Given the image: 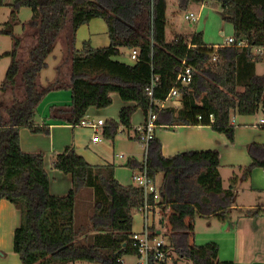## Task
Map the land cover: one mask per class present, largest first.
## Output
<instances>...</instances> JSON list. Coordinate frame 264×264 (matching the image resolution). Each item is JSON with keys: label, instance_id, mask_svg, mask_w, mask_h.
<instances>
[{"label": "trees", "instance_id": "trees-1", "mask_svg": "<svg viewBox=\"0 0 264 264\" xmlns=\"http://www.w3.org/2000/svg\"><path fill=\"white\" fill-rule=\"evenodd\" d=\"M177 1L186 9L190 3L207 0ZM208 1L218 3L222 19L233 24L235 44L214 49L204 41L202 32L189 37L177 34L168 41L167 0H15L11 4L13 20L21 7L32 9L30 22L37 27L39 38L25 66L18 56L20 39H15L13 50L7 53L12 63L2 90H14L21 74L25 94L15 96L6 113L0 104V200H9L20 211L13 248L22 264H124L125 255H138L133 245V221L135 210L144 203L139 186L120 182L113 164H92L68 146L55 155L53 165L70 175L73 185L67 194L55 195L44 153L21 148L22 128L50 133V125L37 124L35 119L40 103L52 90L72 91L69 107L52 109L55 120L77 125L90 108L111 105V94L116 92L124 102L134 103L124 106L119 114V122L128 131L132 115L141 108L146 120L150 112L156 113V128L209 125L230 140H234L236 114L252 115L264 108V74L256 72V64L264 60V0ZM4 5L0 0V9ZM69 18L70 82L60 78L59 67L58 78L42 85L40 73L47 67V58ZM94 18L106 22L110 44L94 47L86 40L78 48V29ZM2 32L13 34L12 23L8 22ZM241 40L246 45H238ZM126 48L131 55L133 50L138 52L133 64L117 59ZM183 63L194 68L189 84L177 81ZM152 84L150 95L147 87ZM174 87L181 105L160 106L158 102L164 101ZM117 130L114 121H106L104 136L113 137ZM249 153L252 162L240 167L243 179L252 176L254 169L264 168V144L252 142ZM147 160L154 180L162 175L161 199L156 204L174 255L172 261L163 264H181L180 260L186 264H234L220 259L218 243L194 242L195 219L225 220L237 196L239 176H233L229 187L224 188L219 151L187 150L165 156L160 139L154 135ZM129 165L137 170L142 162L131 159ZM82 188H92L95 194L88 226L76 224V202ZM262 212L246 211L249 215ZM152 230L154 235L163 233L155 225Z\"/></svg>", "mask_w": 264, "mask_h": 264}, {"label": "crops", "instance_id": "crops-1", "mask_svg": "<svg viewBox=\"0 0 264 264\" xmlns=\"http://www.w3.org/2000/svg\"><path fill=\"white\" fill-rule=\"evenodd\" d=\"M93 23L95 26L94 29H96V26L102 27V23H100L97 18H94L89 23L82 25L85 26V28L90 26V32L86 31V35L82 36L81 41H85L86 39H90V41L93 40V38L90 37V33L92 32L91 25ZM195 32L197 31H194L193 33ZM104 33H106L103 38L104 42L99 43H108L106 44L107 46L110 44V37L106 22L104 25ZM132 60L133 62L131 64H133L136 59ZM70 77V67L64 73L61 71L60 78L65 83L70 82ZM40 82L44 85L41 80ZM59 94L62 93L60 91H54V93H49L44 97L38 107L35 119L37 124L50 125V133H33L28 128H22L20 130V144L21 148L25 152L44 153L46 169L49 172L50 177L52 174V192L55 195L61 196L67 194L72 188V177L56 169L53 165V160L55 155L63 152L66 147H74L80 155L92 164H112V162L107 160L105 157L106 150L110 147L111 142L109 138L104 136V127L100 126L97 132L96 129L92 127L73 125L52 118V109L54 107L70 106V104L68 106L61 104ZM111 96L114 101L118 98L117 96H119V94L114 92ZM120 102L121 108L119 110V114L124 106L134 105L133 102H124L121 98ZM49 108L51 112H49ZM99 111L100 109L92 107L86 114V117L91 120H98L99 118H102L97 115V112ZM256 114H236L233 117V123L235 124L234 140H230L226 134L215 131L209 125H176L172 128L164 127L167 129L162 131H157L158 127L155 132V135L161 141L162 152L165 156H172L187 150H218L220 153L221 164L220 173L223 179L224 188L229 187L233 176H239L237 196L228 218L220 220L217 217H197L204 218L207 222V226H209V229L212 227L214 221L221 223V227L211 232H201L197 230V218L194 222L196 229L194 242L197 244L199 238L203 239L201 244H205L206 241H216L220 248V259L232 260L234 264H264V213L262 212L263 214L260 213L256 215H249L246 213L248 210H264V168L258 167L254 169L252 176L248 179H243L241 177L242 170L240 169V167H246L252 162V158L249 153V145L252 142L264 144V122L261 121L264 117L256 119ZM145 121L146 118L144 113H142L141 119H138L137 122L132 118V128L128 131L130 138H136V128ZM96 135H99L100 137L98 141H94L93 139ZM115 158L125 159L127 162L131 160V158L124 152L115 153L113 159L115 160ZM121 166L126 165L122 164ZM120 171L121 169L119 168L116 175L120 182L126 185L135 184L133 176L137 170L133 169L132 171L131 178L133 182L122 181V173ZM161 180L162 175L159 174L156 177V183L158 186H160ZM226 181L227 185L225 184ZM88 191L89 190L82 188L78 194L77 199L82 194L81 199H83V205L84 201L88 203L93 201L92 197H88L91 192ZM20 219V211L14 206V204L7 199H1L0 264H4L8 261H12L13 264H22L18 253H16L13 248L14 230L20 224ZM153 223L156 228L161 229L162 231L166 228V224L162 225L160 223V219L158 220L157 218H154ZM142 224L139 231H141L144 226Z\"/></svg>", "mask_w": 264, "mask_h": 264}, {"label": "rangeland", "instance_id": "rangeland-1", "mask_svg": "<svg viewBox=\"0 0 264 264\" xmlns=\"http://www.w3.org/2000/svg\"><path fill=\"white\" fill-rule=\"evenodd\" d=\"M5 5L2 6L0 9V104L2 110L5 112L6 106L10 105L13 102L15 96H20L25 94V87L23 86V81L21 74L17 77V85L14 90H9L8 92H4L2 90V86L5 84L7 71L12 63V57L7 55L8 52L12 51L15 45V39H20V46H19V59L23 61V65L25 66L28 63L30 58L31 49L38 43V30L37 27L33 26L30 22L33 11L30 7L23 6L21 7L20 11L18 12V16L16 20H13L11 17L12 7L11 4L15 2V0H4ZM221 7L218 3L206 1L203 3H190L186 9H182L178 5L177 0H167V17H168V24L166 28V37L168 41L174 39L177 34H182L184 36L189 37L194 31L202 32L204 41L208 44H221L224 43V40L228 37L234 36V26L232 23L224 21L222 19L220 13ZM195 13L196 16H199L198 20H194L193 18H186V15L190 13ZM97 20L102 23V27L94 26V23L91 25V33L90 37L93 38L91 41L92 46H106L104 43L103 38L105 37L106 33H104V25L105 22L102 18H97ZM8 22L12 23L13 34H8L2 32V30L7 26ZM96 25V24H95ZM84 28H79L76 35V46L81 48L83 41H81L82 36L86 35V31H89V27L85 28V26H81ZM101 28V29H100ZM72 33V21L69 18L66 22L65 27L63 28L62 32L60 33L54 48L51 54L47 58V67L42 69L40 73V80L47 86L49 83L54 82L58 78V68L62 67V73H64L69 67L71 71V61L69 59L68 53V40ZM88 38V37H87ZM106 39V38H105ZM88 40V39H86ZM85 40V41H86ZM90 40V39H89ZM82 43V44H81ZM100 44V45H99ZM102 44V45H101ZM124 54L117 57V59L132 63L133 60L130 57V50L124 49ZM264 53V49H263ZM23 66V67H24ZM23 70V69H22ZM256 72L257 74H264V60L260 61L256 64ZM54 91H60L62 94H59V98L61 99V104L68 106L71 105L72 102V91L71 89H59ZM52 90L49 93H54ZM68 91V93H67ZM48 93V94H49ZM47 94V95H48ZM46 95V96H47ZM113 101V103L105 108H101L99 112H97L98 116L102 117L107 121H114L118 127L117 132L115 135L109 136V140L111 142L110 147L107 148L105 157L107 160L111 161L112 164L115 166V174L119 168L121 169V180L124 182L131 181V174L133 168L129 165V162L125 159H113L114 154L124 152L127 156L131 159L136 161H143L146 153V145L143 144L141 140L137 138H130L128 135V128L124 127L119 122V110L120 106V98ZM64 107V106H62ZM49 112H51L49 108ZM6 113V112H5ZM142 109L138 108L132 118L134 121L141 119L142 117ZM264 117V108H260L259 112L256 114V119ZM167 128L159 127L157 131H162ZM125 164L126 166H121ZM136 170V169H134ZM225 172V171H224ZM117 177V176H116ZM52 178V174H51ZM118 178V177H117ZM227 185V181L225 183ZM86 190L91 191L89 193V198H93L91 203L84 201V205L82 204L83 199H81L82 194L77 199L76 203V218H77V226H88L90 223L89 217H91L94 211V191L92 188H84ZM88 191V192H89ZM91 206V207H90ZM156 218L159 220L160 215L159 213L156 214ZM144 217L138 211L135 210L134 212V231H139L141 224L144 225ZM141 223V224H140ZM206 220L204 218H197V230L203 231H214L221 227V223L214 221L212 227L209 229V226L206 224ZM158 225V224H157ZM143 228V227H142ZM164 228V227H163ZM196 230V229H195ZM167 231V227L163 229V233L159 235V238L163 239L165 242H169V238L164 233ZM202 238H199L197 244H201ZM212 242V241H210ZM216 242V241H214ZM209 243L206 241L205 244ZM217 243V242H216ZM124 264H137L138 257L136 255H125L124 256ZM12 261L5 262L4 264H13ZM181 264H186L187 262L180 260ZM76 264H94L90 262H78Z\"/></svg>", "mask_w": 264, "mask_h": 264}, {"label": "built area", "instance_id": "built-area-1", "mask_svg": "<svg viewBox=\"0 0 264 264\" xmlns=\"http://www.w3.org/2000/svg\"><path fill=\"white\" fill-rule=\"evenodd\" d=\"M186 18L197 20L199 16H196V14L192 12L186 15ZM236 42L235 37L231 36L226 38L224 43L207 44L213 46L214 49H218L221 46L232 45ZM238 45L244 46L246 45V41L241 40L238 42ZM137 55V50H133L131 58L136 59ZM216 59L217 56H214L213 60ZM193 74L194 68L187 63H183L177 81L183 84H189L193 79ZM153 86L154 84L147 87L150 95L153 93ZM158 103L162 107L168 105L179 107L181 105V100L177 87H174L171 90L164 101ZM156 117V113L150 112L148 119L136 128V138L146 145V153L142 165L137 169V172L133 176L135 185L142 189L144 196V203L138 210L144 217V226L141 231H136L133 235V245L138 251L137 264H163L172 261L174 258L173 251L170 248V242H165L163 239L159 238L158 235H154L156 231L152 230V226L154 225L153 219L156 218V214L159 213L160 215V210L156 203L161 199L160 188L154 178L150 175L147 160L148 145L156 132ZM261 121L264 122V119H261ZM77 125L92 127L97 131L100 126L104 127L106 125V121L102 118L91 120L85 116ZM99 138V135H96L93 139L94 141H98Z\"/></svg>", "mask_w": 264, "mask_h": 264}]
</instances>
